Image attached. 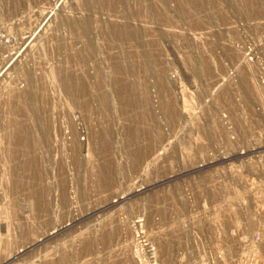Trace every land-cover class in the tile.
<instances>
[{"label":"rangeland","instance_id":"1","mask_svg":"<svg viewBox=\"0 0 264 264\" xmlns=\"http://www.w3.org/2000/svg\"><path fill=\"white\" fill-rule=\"evenodd\" d=\"M57 1L0 0V264H224L226 188L264 182V0Z\"/></svg>","mask_w":264,"mask_h":264},{"label":"built area","instance_id":"2","mask_svg":"<svg viewBox=\"0 0 264 264\" xmlns=\"http://www.w3.org/2000/svg\"><path fill=\"white\" fill-rule=\"evenodd\" d=\"M225 194L223 212L234 221L226 220L224 264H264V182L230 184Z\"/></svg>","mask_w":264,"mask_h":264},{"label":"bare ground","instance_id":"3","mask_svg":"<svg viewBox=\"0 0 264 264\" xmlns=\"http://www.w3.org/2000/svg\"><path fill=\"white\" fill-rule=\"evenodd\" d=\"M59 1H57L56 0V2H52L53 4H52V10L54 11V9L56 8V7H58L57 5L59 4L58 3ZM42 7V6H41ZM45 7V6H44ZM63 7V6H62ZM50 19V14L47 12L44 16H43V18L41 19V21H40V24H38L35 28H34V31L31 33V35H30V37H33L32 35H36V33L38 34V33H40V32H42L45 28H47V27H45V21H47V24H48V20ZM55 19V18H54ZM48 26V25H47ZM54 26V25H53ZM28 32V31H27ZM44 32V31H43ZM27 35V34H26ZM11 37V36H10ZM7 38V37H6ZM31 41H33V40H30V38H28V39H26V40H22V44H21V46H25L26 44H30L31 43ZM40 43V42H39ZM35 45V44H34ZM32 46V45H31ZM34 47V46H33ZM36 49H38V48H36ZM33 50V49H32ZM20 51V50H19ZM36 51V50H35ZM17 53H19V52H17ZM17 53H16V56H17ZM14 55V54H13ZM15 56V57H16ZM14 56H11L10 58H8V60L0 67V78H1V76L4 74V72H6V70H8V66H9V64L13 61L14 62V58H15ZM24 57V56H23ZM18 59V58H17ZM13 73V72H12ZM8 77V76H7ZM242 218V217H241ZM246 218H247V216L245 215V216H243V220H246ZM248 219V218H247ZM237 222H239V219L237 220ZM236 223V222H235ZM237 224V223H236ZM53 233V232H52ZM32 234V233H31ZM37 243V242H36ZM39 246V245H38Z\"/></svg>","mask_w":264,"mask_h":264}]
</instances>
